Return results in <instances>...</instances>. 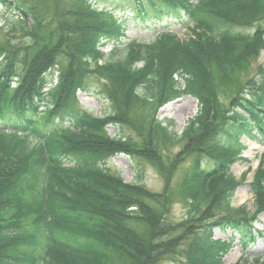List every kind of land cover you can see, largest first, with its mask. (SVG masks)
Returning a JSON list of instances; mask_svg holds the SVG:
<instances>
[{
	"label": "trees",
	"instance_id": "1",
	"mask_svg": "<svg viewBox=\"0 0 264 264\" xmlns=\"http://www.w3.org/2000/svg\"><path fill=\"white\" fill-rule=\"evenodd\" d=\"M117 12L172 19L189 34L166 29L106 54L127 37ZM0 32V264H224L233 241L214 226L243 247L261 234L264 160L249 184L253 212L233 208L243 180L231 168L245 161L241 137L264 140V79L242 77L264 50V0H0ZM97 91L101 117L78 98ZM183 96L198 110L175 137L158 111ZM110 125L137 140L111 137ZM119 154L147 160L163 191L112 172ZM190 156L175 194L170 178Z\"/></svg>",
	"mask_w": 264,
	"mask_h": 264
},
{
	"label": "rangeland",
	"instance_id": "2",
	"mask_svg": "<svg viewBox=\"0 0 264 264\" xmlns=\"http://www.w3.org/2000/svg\"><path fill=\"white\" fill-rule=\"evenodd\" d=\"M116 14V18H122L126 21L127 37L121 41L107 44L103 48L106 54H110L114 46L118 45L121 48V46L129 41L150 42L166 29L173 30L182 39L189 34L188 29L185 28L186 26H180L178 22H173L172 19H161L160 21L146 19L142 21L131 16L128 12L124 14L117 12ZM1 35L2 33L0 32ZM118 55L119 53L116 54V56ZM242 77L244 82L250 78H253L257 82H261L264 79V50L252 62L251 67ZM227 95L229 96L231 94L228 93ZM78 98L81 108L93 116L101 117L108 110L107 102L98 94V91L93 93H80ZM229 101L226 102V107H230ZM197 110V100L191 96H183L181 99L162 107L158 111V119L163 122V125L168 127L171 134L177 137L182 134L188 120L195 116ZM107 132L111 137L126 138L133 141L137 140L136 134L127 126L110 125ZM241 141L246 147V150L242 154L245 161L234 164L231 168V173L237 180H243V183L237 188L232 199V206L233 208L245 207L247 211L253 212L254 197L249 184L252 182L253 173L259 161L264 160V140H252L243 136L241 137ZM181 148V144H175L168 148V154L171 160L176 158ZM192 160V156L186 157L178 164L176 170L173 171L174 173L170 178V187L175 194H178L181 179L187 168L192 164ZM107 165L112 172L120 175L127 183L141 184L148 190L156 193H160L165 187V181L159 171L147 160L140 157L119 154L110 159ZM171 215L175 221H179L185 216V208L178 198L172 206ZM254 228L259 230L261 234H255V239L249 241L245 247H243L238 233L230 230L231 228H220L218 226L212 228V234L215 238L233 241L232 248L224 257V264H254L253 258L259 256H262V261H264V212L257 215ZM160 264H186V262L185 260L182 262L166 261Z\"/></svg>",
	"mask_w": 264,
	"mask_h": 264
}]
</instances>
